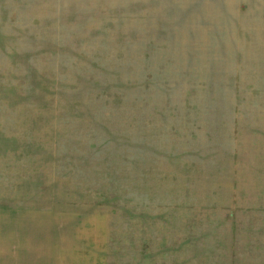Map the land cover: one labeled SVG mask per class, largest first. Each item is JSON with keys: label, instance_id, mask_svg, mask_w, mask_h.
I'll return each mask as SVG.
<instances>
[{"label": "rangeland", "instance_id": "rangeland-1", "mask_svg": "<svg viewBox=\"0 0 264 264\" xmlns=\"http://www.w3.org/2000/svg\"><path fill=\"white\" fill-rule=\"evenodd\" d=\"M247 7L0 0V264H264Z\"/></svg>", "mask_w": 264, "mask_h": 264}, {"label": "crops", "instance_id": "crops-1", "mask_svg": "<svg viewBox=\"0 0 264 264\" xmlns=\"http://www.w3.org/2000/svg\"><path fill=\"white\" fill-rule=\"evenodd\" d=\"M253 2H257V4L259 5L258 7H256V8H253V7H251L250 5H249V0H246V3H247V5H248V7H247V9H248V11H249V19H243L244 21H246V24H244V25H242L244 28H245V30L248 32V30H249V21L250 20H256V19H258V20H261V18H263V16H262V13H264V0H252ZM224 4V3H223ZM250 6V7H249ZM257 9V10H256ZM255 11H257L258 13H261V14H259V15H257L256 13H255ZM238 17H240V16H238ZM238 17L236 18V19H238ZM241 18V17H240ZM213 46H214V49H215V44H213Z\"/></svg>", "mask_w": 264, "mask_h": 264}]
</instances>
